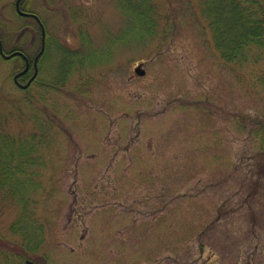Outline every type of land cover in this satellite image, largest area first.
Here are the masks:
<instances>
[{
    "label": "rangeland",
    "instance_id": "1",
    "mask_svg": "<svg viewBox=\"0 0 264 264\" xmlns=\"http://www.w3.org/2000/svg\"><path fill=\"white\" fill-rule=\"evenodd\" d=\"M24 1L49 46L28 90L0 57V264H264V45L225 62L202 0Z\"/></svg>",
    "mask_w": 264,
    "mask_h": 264
},
{
    "label": "trees",
    "instance_id": "2",
    "mask_svg": "<svg viewBox=\"0 0 264 264\" xmlns=\"http://www.w3.org/2000/svg\"><path fill=\"white\" fill-rule=\"evenodd\" d=\"M120 1L136 10L135 18L149 22L148 17L144 18L145 11L139 10L141 2ZM202 12L208 19L215 48L225 62L241 60L247 48L264 45V0H202Z\"/></svg>",
    "mask_w": 264,
    "mask_h": 264
},
{
    "label": "flooded vegetation",
    "instance_id": "3",
    "mask_svg": "<svg viewBox=\"0 0 264 264\" xmlns=\"http://www.w3.org/2000/svg\"><path fill=\"white\" fill-rule=\"evenodd\" d=\"M25 1L24 0H21L20 2V10L22 13L24 14H20L18 12V15L20 17H23V18H27V19H30L32 20L36 25H38L41 29V24L44 25L42 19L39 17V19H37L36 17V14L33 13V12H30L28 11L25 7H24V3ZM32 23H29L28 26H32L33 25ZM28 27V28H29ZM46 32V31H45ZM34 36L31 38L32 41H31V44H34L35 41H36V35L35 33L33 34ZM23 35H19L17 37V40L20 41V38H22ZM0 41L2 42V46H3V52H4V55L5 56H10L14 53H21V54H16L15 56L11 57L10 59H6L3 54L1 53L0 51V57H2L3 59L5 60H8V61H12V60H15L17 59V63L18 65L20 66V70H18L15 74H14V82L15 84L21 88L22 90H28L31 88L32 85H34L37 81V78L34 79L29 85H27L31 78L33 77V75L35 74V71H36V68H35V60H36V57L37 55L39 54V52L41 51V48H42V43H43V38H42V30H41V46L39 48V51L37 52V54L35 55V57L32 59L31 57H29L25 51H22L21 49L19 48H16L14 51H12L11 53H7L6 49H5V45H4V42H3V37L2 35H0ZM1 47V46H0ZM48 49V36H47V33H46V36H45V47H44V51L42 53V55L39 57V60H38V69H39V72H38V75H40V64H41V57H43L45 54H46V51ZM19 75V76H18ZM18 76V77H17ZM17 77V80L15 79ZM27 85V86H26ZM26 86V87H25Z\"/></svg>",
    "mask_w": 264,
    "mask_h": 264
},
{
    "label": "water",
    "instance_id": "4",
    "mask_svg": "<svg viewBox=\"0 0 264 264\" xmlns=\"http://www.w3.org/2000/svg\"><path fill=\"white\" fill-rule=\"evenodd\" d=\"M20 2H21V0H17V2H16V7H17V10H18V12L20 13V14H24V13H22L21 12V10H20ZM37 19H39L38 17H37ZM42 33H43V44H42V49H41V51L39 52V54L37 55V57H36V60H35V68H36V71H35V74L33 75V77L31 78V80H30V82L28 83V85L37 77V75H38V72H39V69H38V59H39V57L42 55V53H43V51H44V47H45V29H44V26L42 25ZM0 51H1V53L3 54V56L6 58V59H10L11 57H13V56H15L16 54H21V53H14V54H12V55H10V56H5L4 55V52H3V46H2V42L0 41ZM19 76V75H18ZM17 76V77H18ZM17 77L15 78L16 80H17ZM27 86V85H26ZM25 86V87H26ZM26 264H36V263H34L33 261H30V260H28L27 262H26Z\"/></svg>",
    "mask_w": 264,
    "mask_h": 264
}]
</instances>
